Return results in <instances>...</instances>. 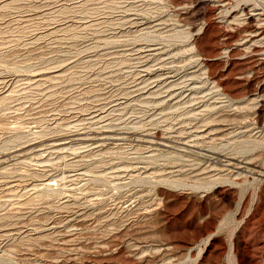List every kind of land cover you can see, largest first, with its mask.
Returning a JSON list of instances; mask_svg holds the SVG:
<instances>
[{
    "label": "rangeland",
    "instance_id": "1",
    "mask_svg": "<svg viewBox=\"0 0 264 264\" xmlns=\"http://www.w3.org/2000/svg\"><path fill=\"white\" fill-rule=\"evenodd\" d=\"M0 264H264V0H0Z\"/></svg>",
    "mask_w": 264,
    "mask_h": 264
}]
</instances>
